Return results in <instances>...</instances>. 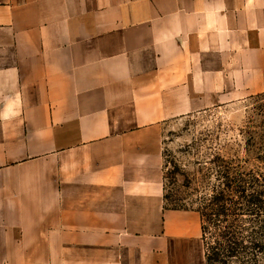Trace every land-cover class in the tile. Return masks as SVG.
Returning a JSON list of instances; mask_svg holds the SVG:
<instances>
[{
	"label": "crops",
	"instance_id": "crops-1",
	"mask_svg": "<svg viewBox=\"0 0 264 264\" xmlns=\"http://www.w3.org/2000/svg\"><path fill=\"white\" fill-rule=\"evenodd\" d=\"M260 93L264 0H0V264H207L165 123Z\"/></svg>",
	"mask_w": 264,
	"mask_h": 264
},
{
	"label": "rangeland",
	"instance_id": "rangeland-1",
	"mask_svg": "<svg viewBox=\"0 0 264 264\" xmlns=\"http://www.w3.org/2000/svg\"><path fill=\"white\" fill-rule=\"evenodd\" d=\"M163 154L167 207L199 209L220 175L238 166L264 193V93L166 122Z\"/></svg>",
	"mask_w": 264,
	"mask_h": 264
},
{
	"label": "trees",
	"instance_id": "trees-1",
	"mask_svg": "<svg viewBox=\"0 0 264 264\" xmlns=\"http://www.w3.org/2000/svg\"><path fill=\"white\" fill-rule=\"evenodd\" d=\"M224 175H220L221 181L217 177L218 184L196 209L201 217L206 263L264 264V193L260 181L246 178L240 166Z\"/></svg>",
	"mask_w": 264,
	"mask_h": 264
}]
</instances>
